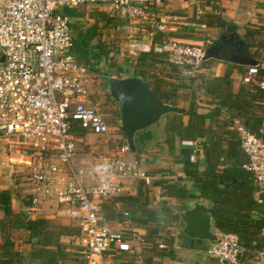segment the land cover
Here are the masks:
<instances>
[{
	"label": "built area",
	"instance_id": "1",
	"mask_svg": "<svg viewBox=\"0 0 264 264\" xmlns=\"http://www.w3.org/2000/svg\"><path fill=\"white\" fill-rule=\"evenodd\" d=\"M159 1L0 0V140L12 138L23 146L33 208L55 202L57 217L80 229L74 238L81 243L82 264H111L116 252H129L135 244L148 248L166 244L130 240L104 215L103 201L121 195L135 182L151 186L155 178L142 167L125 137L111 138L119 129L112 127L90 90L96 84L95 74L71 51L75 47L71 17L61 10L100 7L112 17L135 23L148 19L150 5ZM128 51L153 54L197 83L207 60L204 45L175 38L134 39ZM259 66L248 68L245 84L264 88ZM231 128L241 138L247 159L244 168L254 173L264 191V138L239 119ZM87 133L110 138L98 150L80 151ZM184 145L196 147L190 158L195 161L198 142L184 141ZM123 214L128 217L130 212ZM245 252L233 232L222 233L205 250L221 264H239ZM260 257L264 260V251Z\"/></svg>",
	"mask_w": 264,
	"mask_h": 264
},
{
	"label": "crops",
	"instance_id": "2",
	"mask_svg": "<svg viewBox=\"0 0 264 264\" xmlns=\"http://www.w3.org/2000/svg\"><path fill=\"white\" fill-rule=\"evenodd\" d=\"M150 8L148 19L135 23L131 22L130 25L126 24L127 32L131 33L128 35L127 50L131 40L154 41L159 33L164 34V39L175 38L204 45L206 39L209 41L210 38H213L211 36L214 32L216 37L213 40H215L220 35L219 28L224 25L230 27L235 34L240 35V39L245 38L242 40L247 45L250 42L244 35L248 29L256 26L264 27V0H160L152 4ZM213 12L220 14L224 20L218 27H209L203 23L204 15ZM259 38L261 40L251 41L252 45L247 46L253 57L252 50L259 49L264 53V47L258 46L259 43H264V35ZM92 54L95 55L93 51ZM153 59L157 61L151 69H162L161 78L176 90L174 99L182 101L181 107L188 106L192 102L195 103L198 112L205 116L209 122V114L213 107L211 97L200 90L197 91L199 84L188 80L176 68L154 56ZM217 60L220 61L215 65L218 68L215 66L204 67L201 75L224 76L227 71H232L235 90L245 84L243 72L245 70L242 68L245 65H236L221 59ZM159 73L157 72V74ZM198 95L200 96L198 97ZM162 119L150 127L138 131L135 138L137 144L135 153L140 159L142 167L154 176L153 184L146 186L142 182L132 183L128 190L121 195L103 201L102 206L104 213L110 216L108 218L109 225L113 229L122 231L128 239L145 238L156 243L163 242L166 247L159 248L156 245L153 248H148L135 244L129 252H116L110 258V262L111 264H221L205 253L213 241L188 238L183 233V229L178 233L177 227L167 231L168 228L166 227L172 224L170 218L173 221H182L181 218L176 219V215L179 214L180 216V209L187 201L204 199L200 198V190L194 185L189 175L185 173L187 158L180 154L181 144L179 140L176 142L174 152L166 144L165 134L158 126V124L164 123ZM197 142L198 153L196 158L201 172H204L206 163L202 147L205 141L199 140ZM22 147L12 138L0 140V190H8L11 193L13 211L16 213V215L8 217L0 207V260H4L3 262L6 261L8 264H45L33 258V244L36 239H30L29 231L24 228L23 221L25 219L20 214L23 212L29 219L46 218L53 224L73 226V223L68 219L58 218L55 213L57 204L50 200L45 201L37 210L33 206L26 207L24 205L23 200L26 194H30L31 187L27 183L30 168L26 165V155L23 154ZM93 149L98 150L100 148ZM20 177L26 178V187H24V180ZM89 183L90 185L93 184L94 179ZM167 183L186 187L191 198L183 202L167 196L163 188V184ZM120 197L123 199L121 200ZM151 209H162L163 214L157 219L147 220L148 210ZM124 211H129L130 215L124 217ZM182 228H184V222ZM215 232L218 238L222 234L218 229ZM163 234L170 236L168 242L162 239ZM61 242L64 244V258L60 259L58 264H82L80 241L71 236H63ZM239 264H264V260L261 257L257 259L255 257H242Z\"/></svg>",
	"mask_w": 264,
	"mask_h": 264
},
{
	"label": "trees",
	"instance_id": "3",
	"mask_svg": "<svg viewBox=\"0 0 264 264\" xmlns=\"http://www.w3.org/2000/svg\"><path fill=\"white\" fill-rule=\"evenodd\" d=\"M85 10L86 8L83 11L66 8L65 14L71 17L75 46L78 44L79 48H85L88 52L90 38L81 30L76 35L73 29L78 25L76 19L82 18ZM101 13L103 16L108 14L106 11ZM203 21L209 27H218L224 22L222 16L214 12L205 14ZM263 35L264 27L256 26L249 28L244 36L250 41H255ZM236 36L240 38V35L236 34ZM155 38L154 41H160L164 40L165 36L159 33ZM249 45L252 44L247 43L246 46ZM258 46L262 48L264 43H259ZM86 52L80 53V57L89 60ZM254 57L261 62L259 52L255 53ZM155 60L153 54H141L136 75L143 78L158 98L178 106L177 100L174 99L177 92L172 86L165 83L162 78L150 77L151 80L145 78L149 76L151 67L156 63ZM259 68V76H264V67L259 66ZM116 81V79L111 80L110 86ZM200 81L196 90L209 95L213 103L209 122L192 102L188 106L181 107L183 109L181 113L167 114L162 119L164 123L158 126L165 134V142L171 151L174 152L176 142L179 140L180 154L187 158L185 173L200 190V198L213 204L216 229L222 233H236L246 249L243 257L257 259L261 251H264V191L257 186L254 173L244 168L247 159L241 147V138L231 126L236 119H239L252 132L264 138V133L261 132V129H264V88L254 84H243L235 90L232 71H227L224 76L201 75ZM113 105L114 111H119L116 109L120 107L119 102H113ZM121 129L123 131L122 127ZM199 140L205 141L202 147L206 163L204 172H201L197 158L195 161L190 160L196 147L184 145V141ZM163 188L169 197L183 202L191 198L186 187L167 183L163 184ZM23 202L26 207H32L30 194H26ZM0 207L5 211L6 216L16 215L13 211L11 193L8 190H0ZM161 214H163L162 209H151L148 210L146 218L157 219ZM20 215L25 219L24 228L29 231L30 239H36L33 244V258L41 263L58 264L60 259L64 258V244L61 238L80 234V229L75 226L53 224L46 218L29 219L23 212ZM104 215L107 219L110 217L107 213ZM176 219H180L179 214L176 215ZM3 261L0 260V264H8Z\"/></svg>",
	"mask_w": 264,
	"mask_h": 264
},
{
	"label": "rangeland",
	"instance_id": "4",
	"mask_svg": "<svg viewBox=\"0 0 264 264\" xmlns=\"http://www.w3.org/2000/svg\"><path fill=\"white\" fill-rule=\"evenodd\" d=\"M67 8L77 9L78 11H83V9L86 8L85 15L80 19H76L78 25L76 29L75 28L73 29L76 35L77 32L81 30L83 34H86L87 37L90 38L89 41L90 40L91 41L89 42L88 45L89 47H87V49H89L88 51L89 60L80 57V53L83 54L86 52V50L85 48L83 49L79 48L80 46L78 44L71 51L75 55V58L78 62L89 67L90 70L95 74L96 84L90 85V90L94 91L95 98L97 99L98 102L101 103V108L103 107L102 103L104 101V98H107L108 96L107 101L109 103L111 113L107 112L108 113L107 119L111 123L112 127L119 126L120 128V129L118 128L119 129L118 131L111 133V138L113 136L117 138H122L124 137V133L121 129L122 121L120 116V107L118 106L116 108L119 111H114L113 94L110 90V82L113 79H117L118 75L120 74H122L124 77H127V76L136 75L138 73L137 72L138 64L140 63L139 56L141 54L131 53L130 51L127 50V46H126L129 39L128 35L131 34L130 32H127L126 24L130 25L131 22L124 21L121 18L112 17L109 14L103 16L101 12H105V11L100 7L90 8V7L80 6V7H67ZM65 9H62L61 11L64 13ZM211 37L213 38H210L209 41H207L208 39H206V42L203 43L205 46H208V44L213 41V39L216 37V33L214 32L213 36ZM242 39L245 40V38ZM258 40L261 39L257 38L255 41ZM248 41L251 43L250 40ZM92 51L95 53V55L92 54ZM252 51L253 54L259 52V55L262 59L261 63H264V53H262V51L259 49H255ZM217 63H220V61H218L215 58H210L205 61L204 67H212L217 65ZM215 67L218 68V66ZM249 67L250 66L242 67L245 70L243 71L244 74H246ZM261 67H264V64H261ZM150 71H153V73H150ZM150 71H149V76L145 77L147 80H151V78H155V77L158 78L162 77L161 76L162 69L153 68L150 69ZM157 72L160 73L157 74ZM99 91L100 93H98ZM199 96L200 95H198V97ZM177 102H178V106L181 107L182 101L177 100ZM108 138L110 137L99 136L93 133H87L83 135L82 142L79 143V149L80 151L90 152L91 150H94L93 148H98L100 146L106 145ZM25 177H20V179L24 180L23 181L25 184L24 187H26ZM55 220L58 221L59 219H55ZM170 221L172 222V224H170L169 227L168 226L166 227L168 228L167 231L174 230V227H177V231L178 233H180L181 230L183 229L182 228L183 222L179 220L173 221L171 218ZM55 223L57 222L55 221ZM169 238L170 236L166 234L162 235V239L165 241L167 240V242L170 240Z\"/></svg>",
	"mask_w": 264,
	"mask_h": 264
},
{
	"label": "water",
	"instance_id": "5",
	"mask_svg": "<svg viewBox=\"0 0 264 264\" xmlns=\"http://www.w3.org/2000/svg\"><path fill=\"white\" fill-rule=\"evenodd\" d=\"M230 36L232 39L227 42L236 43L238 48L232 49L224 56L217 53L216 48L221 38L219 35L215 42L207 47V59L217 58L236 65H260V60L254 58L251 51L244 50V40L236 39L235 33ZM116 80L110 90L120 104L123 132L133 151L137 150L135 138L138 131L157 123L169 113L183 111L180 106L158 98L138 75L124 77L120 74ZM180 218L184 222L183 233L188 238L206 241L218 239L214 226V206L206 200L187 201L180 209Z\"/></svg>",
	"mask_w": 264,
	"mask_h": 264
},
{
	"label": "flooded vegetation",
	"instance_id": "6",
	"mask_svg": "<svg viewBox=\"0 0 264 264\" xmlns=\"http://www.w3.org/2000/svg\"><path fill=\"white\" fill-rule=\"evenodd\" d=\"M234 33L230 27L228 26H222L221 30H220V40L218 42V47L216 48L217 53H219L220 55L224 56V55H228V53L232 50V49H236L238 48V45L236 43L230 44L227 41H230L231 38V34ZM236 39H240L238 36H236ZM216 40V39H215ZM215 40H213L210 44L214 43ZM244 50L247 52L248 51V47L244 46ZM108 98V96H107ZM107 98H104V101L102 103V110L105 112L106 115H108V113H111L110 111V107H109V103L107 101ZM113 102H116V100L113 97ZM108 112V113H107Z\"/></svg>",
	"mask_w": 264,
	"mask_h": 264
}]
</instances>
